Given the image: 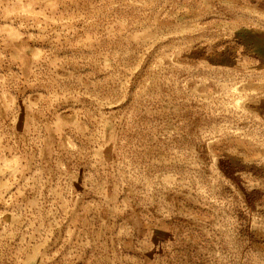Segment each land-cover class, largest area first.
<instances>
[{
  "label": "rangeland",
  "instance_id": "rangeland-1",
  "mask_svg": "<svg viewBox=\"0 0 264 264\" xmlns=\"http://www.w3.org/2000/svg\"><path fill=\"white\" fill-rule=\"evenodd\" d=\"M0 264H264V0H0Z\"/></svg>",
  "mask_w": 264,
  "mask_h": 264
}]
</instances>
